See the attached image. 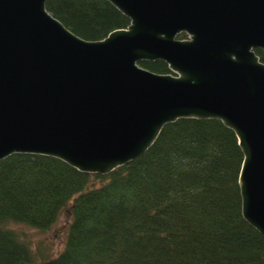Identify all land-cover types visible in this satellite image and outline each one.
I'll list each match as a JSON object with an SVG mask.
<instances>
[{
	"label": "water",
	"instance_id": "95a60500",
	"mask_svg": "<svg viewBox=\"0 0 264 264\" xmlns=\"http://www.w3.org/2000/svg\"><path fill=\"white\" fill-rule=\"evenodd\" d=\"M46 1L0 0V161L46 156L107 175L168 124L218 120L244 156L242 216L264 238V0H105L130 24L92 42ZM154 61L171 73L139 66Z\"/></svg>",
	"mask_w": 264,
	"mask_h": 264
},
{
	"label": "trees",
	"instance_id": "16d2710c",
	"mask_svg": "<svg viewBox=\"0 0 264 264\" xmlns=\"http://www.w3.org/2000/svg\"><path fill=\"white\" fill-rule=\"evenodd\" d=\"M45 8L85 41L130 24L105 0H47ZM255 54L264 64V52ZM139 66L171 73L162 61ZM243 158L221 121L195 119L166 125L146 153L107 175L12 155L0 161V264L41 259L11 225L46 231L68 205L63 251L38 264H264V238L242 216Z\"/></svg>",
	"mask_w": 264,
	"mask_h": 264
},
{
	"label": "rangeland",
	"instance_id": "374dc122",
	"mask_svg": "<svg viewBox=\"0 0 264 264\" xmlns=\"http://www.w3.org/2000/svg\"><path fill=\"white\" fill-rule=\"evenodd\" d=\"M71 221L72 209L68 205L60 212L57 221L46 231L25 225H11V229L21 240L28 242L35 253L39 251L43 257L34 260V263H39L42 260L55 258L63 251Z\"/></svg>",
	"mask_w": 264,
	"mask_h": 264
}]
</instances>
